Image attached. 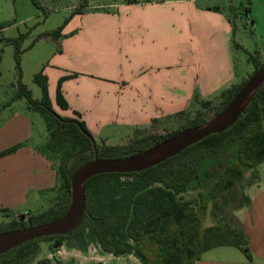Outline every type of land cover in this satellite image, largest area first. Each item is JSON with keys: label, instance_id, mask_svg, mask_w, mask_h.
<instances>
[{"label": "crops", "instance_id": "0c3cea01", "mask_svg": "<svg viewBox=\"0 0 264 264\" xmlns=\"http://www.w3.org/2000/svg\"><path fill=\"white\" fill-rule=\"evenodd\" d=\"M103 8L105 12L91 13L87 7L71 19L79 25L64 28L59 55L49 65L53 69L44 72L56 113L85 122L93 137L106 140L121 130L149 128L189 112L199 105L196 97L212 101L238 83L234 24L218 6H201L199 0H130ZM66 57L80 71L71 81L82 80L81 87L63 80L73 75ZM61 81L69 109L59 112L53 99L57 101ZM6 114L0 111V154L33 138L25 112ZM22 162L29 165L24 168ZM248 176L249 202L236 216L250 257L234 247H218L196 264H264V177ZM55 184L51 162L37 150L0 156V211H14L33 192Z\"/></svg>", "mask_w": 264, "mask_h": 264}, {"label": "trees", "instance_id": "16d2710c", "mask_svg": "<svg viewBox=\"0 0 264 264\" xmlns=\"http://www.w3.org/2000/svg\"><path fill=\"white\" fill-rule=\"evenodd\" d=\"M32 1L36 7L42 9L38 0ZM251 6L252 0H248V13L251 12ZM82 12L80 9L76 10L71 18ZM26 37L20 35L15 39H8L4 35V27L0 25V42L10 43L16 48L15 60L19 73L22 46ZM41 37L59 39L61 29ZM249 60L255 66L251 75L253 76L264 63L253 55H249ZM248 79L222 92L219 106H213V101H202L199 97L195 98V102L204 110H215L216 116ZM35 81L42 88V100H34L21 81L16 98H26L29 109L40 113L46 122L49 140L43 155L48 159H51V154L61 158L56 172L61 181L62 196L50 210L36 216L28 214V221L21 223L14 219L0 224V233L62 218L70 204L73 174L94 159L91 140L83 135L77 125L66 123L77 121L89 132L85 122L61 117L55 112L49 100L48 78L43 71L35 76ZM62 81L58 88L57 104L67 111L69 105L61 92ZM74 114L80 117L79 113ZM187 114L188 112H184L179 116ZM210 120L206 114L198 112L187 125L164 136L143 135L139 131L140 135H136L125 146H111L105 141L100 145L96 142L99 157L112 159L135 156L184 128L200 126ZM234 142H240L236 158L229 164H224L225 160L220 154ZM17 150L18 146L13 147L2 152L0 156L13 154ZM263 161L264 85L237 123L226 132L212 135L150 170L133 174H104L89 180L85 185L86 214L75 231L66 236L48 237L19 246L1 255L0 264H73L49 258L36 261L38 245L44 241L55 240L60 247L65 244L69 249H77L82 253H86L91 245H97L107 254L115 257L133 256L141 264H196L205 252L218 247H234L250 257L248 240L240 221L235 216L226 219L225 209L219 206V202L227 200L226 194L235 198V187L246 177L247 170L257 168ZM202 182L211 183L209 197L201 195L197 206L193 202H185L182 196L192 185ZM248 202V195L243 192L241 201L233 211L244 208ZM210 203L214 205L211 210L213 224L208 226L206 221ZM216 210L220 211V215Z\"/></svg>", "mask_w": 264, "mask_h": 264}, {"label": "rangeland", "instance_id": "374dc122", "mask_svg": "<svg viewBox=\"0 0 264 264\" xmlns=\"http://www.w3.org/2000/svg\"><path fill=\"white\" fill-rule=\"evenodd\" d=\"M38 1L42 6V9L36 7L32 0H0V25L4 27L5 37L8 39H15L20 35L27 36L22 46L20 73L16 66L15 46L10 43L0 42V111L7 112L6 116H9L11 111L14 110L25 112L31 122L33 138L32 140L24 139L22 144L18 145V150L21 149L23 151L33 148L43 154V152H46L49 140L46 122L40 113L29 109L26 98H16L19 91V81H21V83L31 92L34 100H42L43 91L40 85L35 81V76L42 71L44 73L49 65L53 67L54 63H52V59L55 57V54L59 55L64 28L69 23H71V27L79 25L77 21L71 22V19L73 18H71L72 14L78 9L84 11L87 7L93 8L91 13L105 12L103 7L113 4L128 3L130 0ZM199 4L201 6H218L231 17L234 24V33L232 37L238 74L237 84L248 79L255 69V66L249 60V55L258 57L260 62L264 63V0H252V9L249 13L247 12L248 0H199ZM97 7L99 8L96 9ZM59 29H61V37L59 39L41 37L42 35L53 33ZM65 59L69 60L68 57ZM69 62L73 64L72 68L68 66L67 62L63 66L65 67L67 65V68H69L67 69L68 72L73 75L64 77L63 80L66 82L76 79L77 77L75 75H78L77 73L80 72L75 68L72 61L69 60ZM51 66L49 67L53 69ZM56 70L57 69L54 67L53 71ZM82 75L86 76V74ZM88 76L89 75H87V78ZM87 78H85V83L89 85L90 82ZM81 82L82 80L71 81L70 84L76 87V83H80L79 86L81 87ZM212 101L213 106H219L222 98L219 95ZM53 104L58 108L59 112H62L57 104L56 96L53 99ZM198 112L206 114L208 119H212L215 116V110H204L200 105H194L187 115L177 116L173 119H166L161 123L151 125L149 128L130 131L121 130V132L114 134V137L108 139L106 137V140L101 139L104 137L103 135L100 138L94 137V139L100 145L105 141L107 145L125 146L139 134V131L143 135L153 134L164 136L169 132H173L178 128L187 125L196 117ZM239 146L240 142H234L223 150L220 156L224 158V164H229L236 158ZM50 158L49 161L56 172L61 163V158L54 154H51ZM21 165L25 168L29 164L22 162ZM32 171H34V169ZM251 173H255L263 178L264 161L259 164L257 168L247 170V176L235 187V198H232L231 194H226L227 200L225 201V199H223L219 202V206H223L225 209L224 214L226 219H229L232 216L237 217L236 212L240 209L236 212L233 210L241 201L242 193L245 192L247 186L251 184L252 176H248ZM57 176L56 172V184L51 190L33 192L26 201L27 203L21 205L14 211L1 210L0 224L9 223L14 219H18L21 215H25V220H27L29 219L28 214L36 216L53 208L57 203L58 198L62 196L61 181ZM210 184V182L208 184L202 182L192 185L190 190L182 196V199L185 202H193L194 205L197 206L201 195L209 197V191L211 188ZM213 207L214 205L210 203L206 221L208 226L213 224L211 216V210ZM216 212L220 215L219 210H216ZM56 243H58L56 240L41 242L38 245L39 253L36 261L49 258L53 261L61 260L73 264H86L93 262L102 264H141V262L133 256L115 257L111 254H107L97 245H91L86 253H82L77 249H69L65 244L62 247L55 249L54 245Z\"/></svg>", "mask_w": 264, "mask_h": 264}, {"label": "water", "instance_id": "95a60500", "mask_svg": "<svg viewBox=\"0 0 264 264\" xmlns=\"http://www.w3.org/2000/svg\"><path fill=\"white\" fill-rule=\"evenodd\" d=\"M264 85V66L251 76L229 104L207 123L184 128L144 153L126 157L103 159L99 157L97 143L77 121H68L79 127L94 146V159L75 171L71 181V200L65 215L54 222L0 233V256L26 243L55 236H66L77 229L86 214V183L104 174H133L155 168L181 154L188 148L212 135L222 134L233 127L252 103ZM25 215L20 216L24 221ZM59 243L54 245L55 249Z\"/></svg>", "mask_w": 264, "mask_h": 264}, {"label": "flooded vegetation", "instance_id": "af4514ba", "mask_svg": "<svg viewBox=\"0 0 264 264\" xmlns=\"http://www.w3.org/2000/svg\"><path fill=\"white\" fill-rule=\"evenodd\" d=\"M18 220H19V222H21V223L24 222V221H28V219H27V220L24 219V221H21V220H20V217L18 218Z\"/></svg>", "mask_w": 264, "mask_h": 264}]
</instances>
